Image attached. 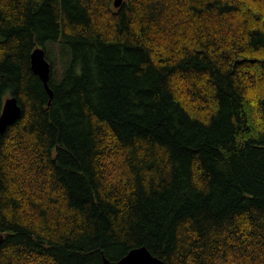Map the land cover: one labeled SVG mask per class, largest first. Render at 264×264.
I'll use <instances>...</instances> for the list:
<instances>
[{
	"label": "trees",
	"instance_id": "obj_1",
	"mask_svg": "<svg viewBox=\"0 0 264 264\" xmlns=\"http://www.w3.org/2000/svg\"><path fill=\"white\" fill-rule=\"evenodd\" d=\"M9 96L0 264H264V0H0Z\"/></svg>",
	"mask_w": 264,
	"mask_h": 264
},
{
	"label": "water",
	"instance_id": "obj_2",
	"mask_svg": "<svg viewBox=\"0 0 264 264\" xmlns=\"http://www.w3.org/2000/svg\"><path fill=\"white\" fill-rule=\"evenodd\" d=\"M124 0H114V6L120 7ZM32 70L40 76L45 87L48 89L51 99L53 91L49 86L52 64L46 57V51L43 46L36 47L31 53ZM22 114V107L16 96H9L5 99L0 114V134L4 133L8 126L15 123ZM3 236L0 234V244ZM105 264H166L161 258L153 255L146 246L131 249L125 256L119 260L111 261L104 258Z\"/></svg>",
	"mask_w": 264,
	"mask_h": 264
},
{
	"label": "rangeland",
	"instance_id": "obj_3",
	"mask_svg": "<svg viewBox=\"0 0 264 264\" xmlns=\"http://www.w3.org/2000/svg\"><path fill=\"white\" fill-rule=\"evenodd\" d=\"M123 2H124V1H123ZM122 4H123V3H122ZM58 65H59V64H56V66H55V67H57V68H58V67H59Z\"/></svg>",
	"mask_w": 264,
	"mask_h": 264
}]
</instances>
